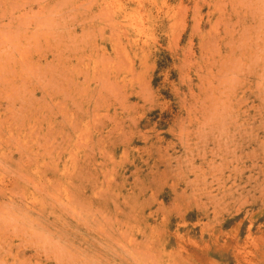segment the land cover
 Masks as SVG:
<instances>
[{"label": "rangeland", "instance_id": "374dc122", "mask_svg": "<svg viewBox=\"0 0 264 264\" xmlns=\"http://www.w3.org/2000/svg\"><path fill=\"white\" fill-rule=\"evenodd\" d=\"M0 24V264H264V0H0Z\"/></svg>", "mask_w": 264, "mask_h": 264}, {"label": "bare ground", "instance_id": "6f19581e", "mask_svg": "<svg viewBox=\"0 0 264 264\" xmlns=\"http://www.w3.org/2000/svg\"><path fill=\"white\" fill-rule=\"evenodd\" d=\"M60 1H61V0H60ZM66 1H67V0H66ZM25 2H26V0H25ZM27 2H28V0H27ZM36 2H37V1H36ZM63 2H64V1H63ZM49 3H50V1H49ZM49 3H48V4H49ZM54 3H55V2H54ZM58 3H59V2H58ZM16 4H17V3H16ZM18 4H20V3H18ZM28 4H29V3H28ZM59 4H60V3H59ZM64 5H65V4H64ZM18 6H19V5H18ZM38 6H39V5H38ZM41 6H42V5H41ZM51 6H52V8L54 7V5H53L52 3H51ZM59 6H60V5H59ZM20 7H21V6H20ZM43 7H45V6L43 5ZM50 8H51V7H50ZM30 9H31V8H30ZM53 9H54V11H55V8H53ZM57 9H58V8H57ZM89 9H90V8H89ZM103 9H104V8H99V10H98L99 13L97 14V16H98V20H100V21H98L97 23H95V22L93 23V28H91V29H92V30L94 29V31H91V33L95 32V34H96V31H97V29H98V35H99V34H102V35L105 36V34L107 33L108 30H106V28H105V24H103V23H105V22L103 21L102 17L105 15V12H106V11L103 10ZM8 10H9V9H8ZM49 10H50V9H49ZM93 11H94V10H93ZM95 11H96V10H95ZM40 12H41V11H40ZM73 12H74V11H73ZM50 13H51V11H50ZM84 13H85V12H84ZM93 13H94V12H92L91 14H93ZM42 14H43V12H42ZM51 14H52V13H51ZM55 14H56V13H55ZM74 14H75V13H74ZM13 15H14V14H13ZM44 15L46 16V14H44ZM47 15H48V14H47ZM71 15H72V14H71ZM71 15H70V17L73 16V15H72V16H71ZM10 16H11V15H10ZM52 16H53V15H52ZM52 16H49V17H50V18H53ZM64 16H65V15H64ZM91 16H92V15H91ZM97 16L94 15L95 18H96ZM43 17H44V16H43ZM58 17H59V16H58ZM65 17H66V16H65ZM74 17H76V16H73V18H74ZM92 17H93V16H92ZM39 18H40V17H39ZM41 18H42V17H41ZM50 18H49V19H50ZM54 18H55V17H54ZM54 18H53V19H54ZM13 19H14V18H13ZM37 19H38V18H37ZM75 19H76V21H80L79 18H75ZM75 19H74V21H75ZM88 19H89V18H88ZM39 20H40V19H38V21H39ZM56 20H57V19H56ZM82 20H84V19H82ZM82 20H81L80 22H82ZM95 20H96V19H95ZM10 21H11V19H10ZM19 21H20V20H19ZM26 21H27V20H26ZM33 21H35V20H32V22H33ZM41 21H42V23H43V20H41ZM21 22H24V23H25V21H23V20H22ZM21 22H19V23H21ZM29 22H31V21H29ZM115 22H116V23H115ZM115 22H110V23H109V24H110L109 26H110L111 29L115 28L116 26H120V23H118L117 21H115ZM120 22H121V21H120ZM11 23H12V21H11ZM24 23H23V26H24ZM27 23H28V22H27ZM35 23H36V22H35ZM54 23H56V22H54ZM2 24H3V22H2ZM2 24H0V26H1ZM5 24H6V22H5ZM5 24H3V25H5ZM8 24H9V23H8ZM8 24L5 25V26H7V28H8ZM14 24H15V22H14ZM14 24H11V25H14ZM16 24H18V21H17ZM16 24H15V26H16ZM30 24H31V23H30ZM38 24H39V23H36V25H38ZM51 24H52V23H51ZM60 24H61V23H59V25H60ZM3 25H2V27H3ZM18 25H19V24H18ZM61 25H62V24H61ZM5 26H4V29H5V31H6L7 28H5ZM21 26H22V25H21ZM31 26H32V25H31ZM33 26H34V25H33ZM33 26H32V27H33ZM38 26H40V25H38ZM50 26H51V25H50ZM56 26H57V25H56ZM56 26H55V27H56ZM16 27H17V26H16ZM40 27H42V26H40ZM9 28H10V25H9ZM11 28H13V29H17V28H20V26L17 27V28H14V27H11ZM21 28H22V27H21ZM24 28H25V27H24ZM24 28H23V29H24ZM36 28H37V27H36ZM38 28H39V27H38ZM48 28H49V27H48ZM110 28H109V29H110ZM4 29H2V30H4ZM13 29H12V30H13ZM26 29H28V28H26ZM111 29H110V30H111ZM0 30H1V27H0ZM2 30H1V31H2ZM31 30H32V29H31ZM33 30H34V29H33ZM38 30H40V28H39ZM44 30H45V29H44ZM46 30H47V29H46ZM48 30H50V28H49ZM117 30H118V29H117ZM5 31H4V32H5ZM8 31H11V29L7 30V32H8ZM16 31H18V30H16ZM21 31H23V30L21 29ZM21 31H19V32H21ZM26 31H27V30H26ZM26 31H25V32H26ZM35 31H37V30H35ZM35 31H34V32H35ZM41 31H42V30H41ZM41 31H38V33H39V32L41 33ZM87 31H88V30H87ZM11 32H12V34H13V33L15 32V30H14V31H11ZM11 32H10L9 35H11ZM48 32H49V31H48ZM88 32H89V31H88ZM88 32H87V34H88ZM111 32H113V31H111ZM114 32H115V30H114ZM114 32H113V33H114ZM124 32H125V31H124ZM2 33H3V32H1V34H2ZM15 33H16V32H15ZM30 33H32V32H27V33H25V34H23V35H21L20 33H19V34H20V35L22 36V38H23L24 36H25V37H28ZM35 33H36V32H35ZM35 33H33V34H35ZM84 33H85V31H84ZM1 34H0V35H1ZM42 34H44L43 31H42ZM45 34H46V33H45ZM95 34H94V35H95ZM88 35L91 36V34H88ZM88 35H87V36H88ZM94 35H93V36H94ZM3 36H4V35H3ZM17 36H18V35H17ZM36 36H37V35H36ZM38 36H41V35L39 34ZM43 36H44V35H43ZM104 36H103V37H104ZM18 37H19V36H18ZM25 37H24V39H25ZM95 37H97V36H95ZM16 38H17V37H16ZM28 38H29V37H28ZM32 38H33V37H32ZM32 38H31V39H32ZM10 39H11V38H10ZM20 39H21V38H20ZM118 39H119V38H118ZM21 40H22V39H21ZM33 40H34V39H33ZM19 42H20V41H19ZM130 42H131V41H130ZM27 44H28V43H27ZM29 44H30V43H29ZM96 44H97V43H96ZM119 44H120V41H119ZM99 45H100V44H99ZM101 46H102V45H101ZM133 46H134V45H133ZM121 47H122V46H121ZM116 50H117V47H116ZM117 51H118V50H117ZM117 51H116V52H117ZM8 53H10V52H8ZM0 54H1V53H0ZM11 54H12V53H11ZM6 55H7V53L5 54V59H6ZM1 56H2V55H1ZM1 56H0V57H1ZM2 58H3V57H1V59H2ZM11 58H12V57H11ZM9 59H10V58H9ZM13 59H14V58H13ZM2 60H3V59H2ZM1 62H2V61H1ZM5 62H6V60H5ZM8 62H9V60H8ZM2 64H3V63H2ZM42 65H43V64H42ZM17 67H18V66H17ZM44 67H45V66H44ZM2 68H3V67H2ZM5 68H6V67H4V69H5ZM42 69H43V67H42ZM1 70H3V69H1ZM14 70H17L16 65H14ZM5 71H6V70H5ZM6 72H7V71H6ZM8 73H9V72H8ZM8 73H7V74H8ZM3 75H5V74H3ZM8 75H9V74H8ZM3 77H5V76H3ZM3 77H2V79H3ZM0 78H1V76H0ZM6 78H7V77H6ZM10 78H11V77H10ZM58 79H60V78H58ZM5 80H7V79H5ZM3 81H4V79H3ZM3 81H2L1 83H3ZM14 81H15V80H14ZM4 82H5V81H4ZM6 82H7V81H6ZM8 82H9V81H8ZM8 82H7V83H8ZM109 82H110V81H109ZM217 90H218V89H217ZM227 93H228V92H227Z\"/></svg>", "mask_w": 264, "mask_h": 264}]
</instances>
